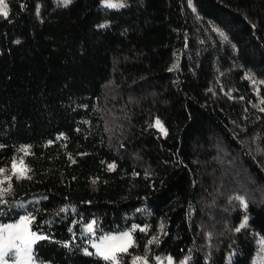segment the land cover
I'll list each match as a JSON object with an SVG mask.
<instances>
[{"label":"trees","instance_id":"trees-1","mask_svg":"<svg viewBox=\"0 0 264 264\" xmlns=\"http://www.w3.org/2000/svg\"><path fill=\"white\" fill-rule=\"evenodd\" d=\"M101 1L6 0L0 226L45 264L126 229L115 264H264V0Z\"/></svg>","mask_w":264,"mask_h":264},{"label":"snow or ice","instance_id":"snow-or-ice-1","mask_svg":"<svg viewBox=\"0 0 264 264\" xmlns=\"http://www.w3.org/2000/svg\"><path fill=\"white\" fill-rule=\"evenodd\" d=\"M65 5L71 3V0H64ZM110 7L116 8L122 5L115 3L109 4ZM0 15L7 17L8 16V6L4 0H0ZM156 125L163 127L160 124V121H156ZM27 154V149H22ZM23 161H21V165ZM16 167L14 163V168ZM114 167L110 165V168ZM19 171V176L17 178H23L26 176L27 169H17ZM3 169H0V174L3 173ZM15 175V173H13ZM10 177H5L4 180H0V185H3L5 181H10ZM11 183L9 182L7 187H0V198L4 195H7L11 191ZM246 206V205H245ZM30 219L28 217L21 218L20 222L17 224H9L0 228V262H5L9 259H15L17 255L21 257H27L28 260H31V246L36 240L43 239L44 237L37 236L34 233L30 232L29 228ZM244 225L242 224L241 227ZM88 230L92 231L93 226L89 224ZM239 231V229H237ZM19 241V243H17ZM111 241H119V244H112ZM150 241L149 243H151ZM132 244L130 233H123L119 237H105L100 244L94 245L96 248V254L99 255L105 261H113L114 264L117 261V253L127 252L128 247ZM91 254V253H89ZM137 260L141 258H136ZM144 264H147V261H144Z\"/></svg>","mask_w":264,"mask_h":264},{"label":"rangeland","instance_id":"rangeland-1","mask_svg":"<svg viewBox=\"0 0 264 264\" xmlns=\"http://www.w3.org/2000/svg\"><path fill=\"white\" fill-rule=\"evenodd\" d=\"M4 2L7 4L6 0H4ZM56 2H57L58 4L65 5L64 0H56ZM101 3L103 4V6H108V7H110L109 4H112V3L118 4V5H123V0H102ZM160 128H161V127H160ZM14 163H15V165H16L15 168H14ZM22 168H25V165H24V164L21 165V162H19V161H13L12 164H11V166H10L8 169H7V168H4V169H3V170H4L3 173L0 174V180H4V178L8 176V173H11V172H13V171H18L17 169H22ZM18 172H19V171H18ZM23 217H26V215H22V216H20L18 219L14 220V221H10V222H7V223H5V224H2V225L0 226V228H3V226L9 225V224H17V223L20 222L21 218H23ZM247 220H248V215L244 216L242 224H246V223H247ZM89 224H92V226H93V230H92V231H89V230H88V226H89ZM95 227H96V222H95L94 220H91L90 222L85 223L84 226H83L84 230L87 231V232H95ZM29 228H30V232H31V233H34V234L37 235V236H41V237H43V235L34 232V231L31 229L30 224H29ZM123 233H130V235H131V240H132V243H133L134 236H133L132 230H131V229H126V230H122V231H118V232L104 233V234L99 235L98 237H95L94 239H92V242H91L92 247H93L94 250L96 251V248L94 247V245L100 244L101 241H103L105 237H119V236H121ZM17 243H19V241H17ZM34 243H35V242H34ZM34 243H33L32 246H31V254H32V249H33V245H34ZM110 243H112V244H119L120 242H119V241H111ZM131 245H132V244H131ZM129 248H130V247H128V249H129ZM127 251H128V250H127ZM121 253H123V252H121ZM121 253H117V261L120 260ZM136 258H141V259L137 260ZM145 260L147 261V264H152V263H151V262H150L145 256H143V255H138V256H136V257L132 260L131 264H144V261H145ZM117 261H116V262H117ZM171 261H172L171 258L167 259V262H168L169 264H172ZM116 262H115V263H116ZM0 264H45V263L35 262V261L32 260V258H31V260L29 261L27 257H21V256L17 255V257H16L15 259H9V260H6L5 262H0Z\"/></svg>","mask_w":264,"mask_h":264}]
</instances>
